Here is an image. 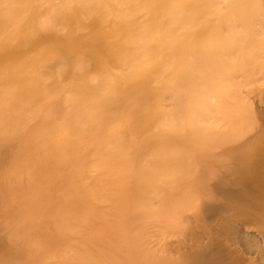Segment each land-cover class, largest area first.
<instances>
[{"label":"bare ground","instance_id":"bare-ground-1","mask_svg":"<svg viewBox=\"0 0 264 264\" xmlns=\"http://www.w3.org/2000/svg\"><path fill=\"white\" fill-rule=\"evenodd\" d=\"M68 74L76 80L60 85ZM166 96L183 100L182 119ZM144 111L162 130L136 171L154 196L153 209L139 200L153 229L141 220L124 239V264H264V0H0V160L24 141L23 172L53 156L77 182L54 219L38 218L54 240L100 238L68 223L98 216V181L123 171ZM84 200L93 207L73 216ZM77 248L57 252L80 264Z\"/></svg>","mask_w":264,"mask_h":264},{"label":"rangeland","instance_id":"rangeland-1","mask_svg":"<svg viewBox=\"0 0 264 264\" xmlns=\"http://www.w3.org/2000/svg\"><path fill=\"white\" fill-rule=\"evenodd\" d=\"M52 65L53 64L51 62H48L46 66L47 69H52ZM88 69L91 73H97L95 67L90 66ZM106 69L113 71L116 69V63L110 64ZM73 76L74 75L72 74H68V76L63 78L60 85H69L71 80L75 81L76 77H74V79ZM48 84V86H51V90L54 89V84L52 81L49 80ZM170 98V96H166L162 99V101L164 104L170 103L171 106L174 105L175 107L179 108H173V110L176 109V111H181L179 116L182 119L184 108L183 100L178 103L177 98ZM143 115H145V111L141 112L139 117V119L142 118L143 120L139 121L138 119L137 123L139 124L136 123V125H133V128H135V130L137 129L136 132L134 131V133H138L135 136L138 137H129V133L127 134L128 137L126 138L129 140L130 144L127 147L128 155L122 162L123 171L120 172V174H104L103 179L101 181L99 179L98 181V189L96 192L97 194L95 193V196L98 197L99 200L96 199L95 204L93 205L95 207V211L98 213L97 215L99 218H97L98 216L96 217L93 215L91 217L93 220L89 223L87 222L86 224H82L80 222L75 223L76 221L73 218L75 222L72 220L68 223L69 228L81 230L80 233L84 232L83 235L87 236V238L93 234L101 235H99V239L89 240V244L86 248L81 243L76 242V239H74L75 236H65L63 237L64 240L60 239L59 241L56 239L54 240L52 235L48 233V230H45L46 227L42 221L38 220L40 214L44 213H42V211H46L48 214H50V217L54 219V212L56 209H58V201L64 195L63 186H66L69 183L77 186L74 176L72 175L73 179L70 178V163H62L60 161L57 162L52 156L47 158L48 164L46 167L44 163L42 165L41 160L39 161V157H29L31 158L29 161L35 159V162L34 165H29V174H27V171L23 172V169L20 167V165H18L20 164L18 162L22 160V157H20L22 153L16 156V153L24 141L18 142L15 146L8 148V156H6L7 159L4 158L0 160V264H63V262H66L67 264L70 255H67L68 257L65 261L61 254L57 251L63 248L75 250L76 246H79V248H83L85 250L83 255L79 257L80 264H124L125 256L121 254L120 250L121 248L123 249L124 239H136L135 236L137 233H139L137 230H141L139 228V223L141 220L145 221L144 225H142L143 230L151 232L153 229L152 225H150V222H148V219H150L152 223V217L148 216L152 210L146 214L144 210H141L140 207L142 204L149 203L148 205L153 204L152 208L151 205L146 206L149 209H153L155 202V200H153L154 196L152 197L151 194H148L145 191L140 192L139 187H141L142 180L136 171L144 167V165L149 166L152 164L151 162L149 163L150 154L155 147L154 146L152 148V143L157 141L156 138L159 139V136L162 134V130L154 126L159 122L160 117L158 115H156L155 118H153V116L146 117V115ZM175 115H177L175 117H178L176 112ZM151 120L158 121H154V123L149 122ZM52 126H54V124H52ZM138 126L142 128H139L140 131L137 128ZM156 129H159V131H156ZM24 130L29 132L34 129L26 128ZM156 132L159 135H156ZM147 133H149V135ZM1 135L2 133L0 132V136ZM146 136L148 137L146 138ZM135 141L138 143H134ZM144 143L146 145H144ZM0 144L3 145L8 143L0 142ZM26 147L31 148L32 146H30V144H25L23 150L27 149ZM9 155L11 157L16 156L17 158L13 157L12 159L9 157ZM15 166L19 167V170L21 171V174L18 177L12 176L11 170ZM82 185H93L91 183V178L88 179L87 174H85L84 184ZM70 196L72 197V195ZM73 196H75V194H73ZM143 196L147 198H143L142 201L149 198V202L147 201L141 204L139 200ZM152 200L153 203H150ZM86 201L87 200L82 201L83 203L85 202V205L83 206L80 204L81 202L74 203L75 205L70 206L69 209L70 212L73 213V216L79 215V213L81 214V211L85 210L83 208L90 206L91 202ZM86 203L89 205H86ZM23 204H26L27 206V211H25V214H32L30 217H28L29 220L27 223L20 221L21 206ZM78 204L79 207H82L81 210L79 209ZM93 205L91 204L92 207ZM76 207H78L77 210L75 209ZM76 211L80 212L77 213ZM99 213L101 214L99 215ZM143 213H145V215ZM141 215H143V217ZM144 216H147L146 219ZM94 217L97 219L95 220ZM70 218H72V216H70ZM49 224H51V222ZM146 224L148 226L144 228ZM32 229L33 234H31ZM50 254L53 256L49 257ZM70 261H73V259Z\"/></svg>","mask_w":264,"mask_h":264}]
</instances>
